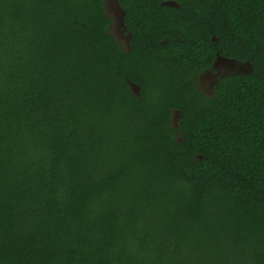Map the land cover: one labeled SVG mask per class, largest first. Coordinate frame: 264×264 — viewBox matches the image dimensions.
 <instances>
[{
    "label": "trees",
    "instance_id": "obj_1",
    "mask_svg": "<svg viewBox=\"0 0 264 264\" xmlns=\"http://www.w3.org/2000/svg\"><path fill=\"white\" fill-rule=\"evenodd\" d=\"M117 1L0 0V264H264V0Z\"/></svg>",
    "mask_w": 264,
    "mask_h": 264
},
{
    "label": "flooded vegetation",
    "instance_id": "obj_2",
    "mask_svg": "<svg viewBox=\"0 0 264 264\" xmlns=\"http://www.w3.org/2000/svg\"><path fill=\"white\" fill-rule=\"evenodd\" d=\"M112 1L114 2V4H116L118 2L117 0H112ZM166 1H168V0H166ZM166 1H162L161 3L164 4ZM118 8L122 11L121 7L118 6ZM122 17H123V12H122ZM121 31L125 35V38H124L125 40H121V41L123 42V44H125L129 48L130 34H129V31L124 27L123 22H122V30ZM221 66H223V67H221ZM245 72H246V68L244 66L237 65L233 60L223 58V57H218L213 64V69L208 70V71H206V73L200 75V78L203 75L210 76V80H211V82L208 84L207 88L203 87V84L201 83L202 88L204 89V91H206L208 93H212L214 85L216 84L219 77L224 76V75L229 74V73L230 74L231 73L242 74ZM178 116H179L178 113H174V115L171 118L175 125H176V121L178 119Z\"/></svg>",
    "mask_w": 264,
    "mask_h": 264
},
{
    "label": "rangeland",
    "instance_id": "obj_3",
    "mask_svg": "<svg viewBox=\"0 0 264 264\" xmlns=\"http://www.w3.org/2000/svg\"><path fill=\"white\" fill-rule=\"evenodd\" d=\"M107 12L112 18L111 24V34L118 40H125V35L122 30V11L118 8L112 0H107ZM223 67V66H221ZM247 71V70H246ZM211 82L210 76L204 75L201 77V83L203 87L207 88L208 84Z\"/></svg>",
    "mask_w": 264,
    "mask_h": 264
},
{
    "label": "water",
    "instance_id": "obj_4",
    "mask_svg": "<svg viewBox=\"0 0 264 264\" xmlns=\"http://www.w3.org/2000/svg\"><path fill=\"white\" fill-rule=\"evenodd\" d=\"M116 4L120 7V5H119L118 2H117ZM164 4H165V5H169V6H174V5H176V3L173 2V1H166ZM122 22H123V17H122ZM128 82H129V81H128ZM129 84H130V87H131L132 92H133L135 95L140 96V89H139V86H137V85H135V84H133V83H131V82H129Z\"/></svg>",
    "mask_w": 264,
    "mask_h": 264
}]
</instances>
